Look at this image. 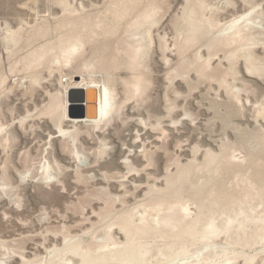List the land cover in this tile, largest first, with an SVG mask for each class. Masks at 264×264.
<instances>
[{
    "label": "rangeland",
    "instance_id": "374dc122",
    "mask_svg": "<svg viewBox=\"0 0 264 264\" xmlns=\"http://www.w3.org/2000/svg\"><path fill=\"white\" fill-rule=\"evenodd\" d=\"M133 257L264 264V0H0V264Z\"/></svg>",
    "mask_w": 264,
    "mask_h": 264
},
{
    "label": "bare ground",
    "instance_id": "6f19581e",
    "mask_svg": "<svg viewBox=\"0 0 264 264\" xmlns=\"http://www.w3.org/2000/svg\"><path fill=\"white\" fill-rule=\"evenodd\" d=\"M75 48V47H74ZM68 58H70L68 56ZM137 60V59H136ZM75 78H78L77 80ZM102 85V86H101ZM65 87V86H64ZM66 88V87H65ZM70 89H96L99 92L98 95V101H97V119L95 121H90V122H85V123H91L94 125H101L102 123H104L109 115V109L111 107V101H112V91L109 89L108 86H106L105 84H99L96 81L90 79L87 80L84 77H72L71 80L69 81V83L67 84V89L64 91V105L62 107V119L64 121H68L74 124H78V123H82V122H77V121H70L67 118V108H68V102H67V92ZM62 121V122H64ZM247 200V199H246ZM230 201V200H229ZM250 201V200H249ZM157 204V203H156ZM232 204V203H231ZM230 204V205H231ZM245 204V203H244ZM234 205V204H233ZM241 208V207H240ZM213 220H211L208 224L209 228H211L214 232V234H217L216 229L217 227L215 226V223H212ZM167 223V222H166ZM169 223V222H168ZM167 223V224H168ZM165 224V222H164ZM163 224V225H164ZM127 225V226H126ZM125 226L127 228V230L130 229L131 225L130 222L127 223ZM200 225V224H199ZM243 225V224H242ZM168 226H170V223L168 224ZM174 228V226H172ZM172 228V229H173ZM193 226L189 225L184 231L183 233L187 234V235H193ZM181 231V229H180ZM181 233V232H180ZM182 234V233H181ZM184 234V235H185ZM189 237V236H188ZM209 237L208 235L206 236V238ZM254 239V238H253ZM247 241V240H246ZM253 242V241H252ZM257 242V240L255 241ZM135 257L132 258L131 262H127L126 264H134L135 262Z\"/></svg>",
    "mask_w": 264,
    "mask_h": 264
},
{
    "label": "water",
    "instance_id": "95a60500",
    "mask_svg": "<svg viewBox=\"0 0 264 264\" xmlns=\"http://www.w3.org/2000/svg\"><path fill=\"white\" fill-rule=\"evenodd\" d=\"M99 92L96 89H70L67 92V118L70 121L90 122L97 119V101Z\"/></svg>",
    "mask_w": 264,
    "mask_h": 264
},
{
    "label": "built area",
    "instance_id": "2783aa9c",
    "mask_svg": "<svg viewBox=\"0 0 264 264\" xmlns=\"http://www.w3.org/2000/svg\"><path fill=\"white\" fill-rule=\"evenodd\" d=\"M66 84V82H64Z\"/></svg>",
    "mask_w": 264,
    "mask_h": 264
}]
</instances>
